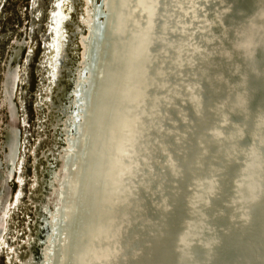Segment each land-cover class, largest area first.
<instances>
[{
  "label": "bare ground",
  "instance_id": "6f19581e",
  "mask_svg": "<svg viewBox=\"0 0 264 264\" xmlns=\"http://www.w3.org/2000/svg\"><path fill=\"white\" fill-rule=\"evenodd\" d=\"M52 1L24 202L25 40L0 78V249L25 206L17 264H264V0Z\"/></svg>",
  "mask_w": 264,
  "mask_h": 264
},
{
  "label": "rangeland",
  "instance_id": "374dc122",
  "mask_svg": "<svg viewBox=\"0 0 264 264\" xmlns=\"http://www.w3.org/2000/svg\"><path fill=\"white\" fill-rule=\"evenodd\" d=\"M53 11L52 0H0V78L7 58L13 51L14 40L23 39L27 42L18 60L19 81L15 90V102L22 120L20 125L22 139L20 160L24 176L22 202L27 201L25 196L28 193L27 188H29V181L32 177L30 149L37 136L44 133V126L49 120L46 112L47 106L44 102V87L48 86L51 91L53 90L48 78L51 74L50 62H52L54 54L49 45H52L53 38L46 29L49 26H55V22L51 18L49 19V15ZM46 43L47 45H45ZM45 54L46 58H44ZM5 119L6 112L1 107L0 120L4 121ZM50 141L49 137H42L35 147L38 161L34 168H36L38 176L42 174L40 169L45 161L42 151ZM31 212L32 210L27 211L25 206L11 210L7 219L6 245L3 244V248L0 249V264H6L7 257L11 260L10 264H17L12 260L14 250H7L6 246L15 244L18 238L15 236V232L24 224L27 216L25 214ZM16 227L18 228L16 229Z\"/></svg>",
  "mask_w": 264,
  "mask_h": 264
}]
</instances>
